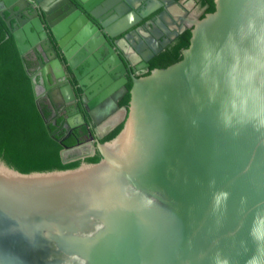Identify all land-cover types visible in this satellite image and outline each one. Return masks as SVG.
Here are the masks:
<instances>
[{
	"label": "water",
	"instance_id": "1",
	"mask_svg": "<svg viewBox=\"0 0 264 264\" xmlns=\"http://www.w3.org/2000/svg\"><path fill=\"white\" fill-rule=\"evenodd\" d=\"M214 4L180 59L133 77L97 161L22 172L0 156V264H264V0Z\"/></svg>",
	"mask_w": 264,
	"mask_h": 264
},
{
	"label": "flooded vegetation",
	"instance_id": "2",
	"mask_svg": "<svg viewBox=\"0 0 264 264\" xmlns=\"http://www.w3.org/2000/svg\"><path fill=\"white\" fill-rule=\"evenodd\" d=\"M87 1L13 0L7 7L0 0L8 37L13 30L25 35L19 58L40 87L46 123L40 117L64 163L101 157L97 144L124 124L133 77L180 59L193 21L215 7L214 0H110L109 9L93 15L102 4L91 0L88 10ZM153 1L156 8L145 14ZM132 13L138 19L122 28L119 21Z\"/></svg>",
	"mask_w": 264,
	"mask_h": 264
},
{
	"label": "trees",
	"instance_id": "3",
	"mask_svg": "<svg viewBox=\"0 0 264 264\" xmlns=\"http://www.w3.org/2000/svg\"><path fill=\"white\" fill-rule=\"evenodd\" d=\"M6 32L0 18V156L22 172L76 166L61 162L59 146L37 111L14 39L5 38Z\"/></svg>",
	"mask_w": 264,
	"mask_h": 264
},
{
	"label": "clouds",
	"instance_id": "4",
	"mask_svg": "<svg viewBox=\"0 0 264 264\" xmlns=\"http://www.w3.org/2000/svg\"><path fill=\"white\" fill-rule=\"evenodd\" d=\"M252 27H254V25H251Z\"/></svg>",
	"mask_w": 264,
	"mask_h": 264
}]
</instances>
